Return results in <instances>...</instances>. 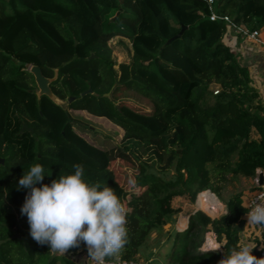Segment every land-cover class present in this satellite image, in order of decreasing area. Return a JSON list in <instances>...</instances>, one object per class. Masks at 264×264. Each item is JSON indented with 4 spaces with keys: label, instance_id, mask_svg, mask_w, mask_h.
Returning a JSON list of instances; mask_svg holds the SVG:
<instances>
[{
    "label": "trees",
    "instance_id": "16d2710c",
    "mask_svg": "<svg viewBox=\"0 0 264 264\" xmlns=\"http://www.w3.org/2000/svg\"><path fill=\"white\" fill-rule=\"evenodd\" d=\"M214 7L239 26L264 30V0H215ZM227 30L210 20L207 0H0V264H78L74 257L88 249L81 243L61 253L31 238L20 211L27 190L17 185L35 163L49 174L44 183L81 165L85 179L113 188L126 208L128 239L109 261L139 262L152 234L180 213L177 198L194 203L205 191L218 195L216 184L229 175H264V104L224 43ZM116 38L133 52L118 71ZM32 66L53 80L64 106L38 96ZM72 111L123 129L117 153L80 135ZM226 206L224 216L197 212L185 232L168 235L169 264H219L240 247L242 195ZM209 230L222 255L200 251Z\"/></svg>",
    "mask_w": 264,
    "mask_h": 264
},
{
    "label": "clouds",
    "instance_id": "9594fccd",
    "mask_svg": "<svg viewBox=\"0 0 264 264\" xmlns=\"http://www.w3.org/2000/svg\"><path fill=\"white\" fill-rule=\"evenodd\" d=\"M73 167L74 172L60 174L50 184L43 182L49 174L40 163L23 172L17 190H27L20 211L27 217L30 236L61 253L83 243L97 261L118 257L128 239L126 208L112 187L90 182L81 165ZM247 219L264 225V200L252 204ZM252 250L247 244L234 248L219 264H264Z\"/></svg>",
    "mask_w": 264,
    "mask_h": 264
},
{
    "label": "rangeland",
    "instance_id": "374dc122",
    "mask_svg": "<svg viewBox=\"0 0 264 264\" xmlns=\"http://www.w3.org/2000/svg\"><path fill=\"white\" fill-rule=\"evenodd\" d=\"M110 48L112 50V58L115 62L116 71L119 70L120 65L130 63L133 52L129 40L116 38L110 42ZM71 113L78 123L82 124L84 127H76L80 135L97 147L117 153V150L121 147L125 138V131L123 129L106 118L95 117L87 112L72 111ZM156 173L161 175L158 171ZM163 177L165 180H170L174 177V172L170 170L164 174ZM257 185L258 178L250 181V179L245 177L229 175L226 182L216 184L219 188V196L209 190L201 193L194 203L186 197L177 198L174 202V207L179 209L180 213L175 216L174 223L164 227L163 232H155L152 234L146 247L142 251L140 261L144 264H169L168 255L172 245V241H169V234L175 231L185 232L189 227L191 216L200 211L212 219H218L224 216L227 213L226 202L230 198L235 195H242L246 191L254 192ZM206 193L210 194L212 199L215 198L219 203L224 205V211L220 216L212 217L203 209L201 197Z\"/></svg>",
    "mask_w": 264,
    "mask_h": 264
},
{
    "label": "crops",
    "instance_id": "0c3cea01",
    "mask_svg": "<svg viewBox=\"0 0 264 264\" xmlns=\"http://www.w3.org/2000/svg\"><path fill=\"white\" fill-rule=\"evenodd\" d=\"M261 31L264 40V30ZM224 43L238 56L241 63L249 69L253 80V86L258 90L264 104V47L256 42L244 40L234 30L231 29L227 30V33L224 37ZM257 173V178L259 180V175L263 174V172L259 170ZM251 180L252 179H250V181ZM261 187L262 186H260L258 183L254 192L246 191L244 194H242L243 205L245 208L255 193L261 190ZM244 220L245 229L241 235L240 247L244 244L253 247L252 254L259 258L260 251L264 246V225H262V232L257 233L250 228L249 224L247 223L246 216ZM86 251H88V249ZM222 254L223 253H221V255ZM74 260L78 264H89L87 257L83 252L74 257Z\"/></svg>",
    "mask_w": 264,
    "mask_h": 264
},
{
    "label": "built area",
    "instance_id": "2783aa9c",
    "mask_svg": "<svg viewBox=\"0 0 264 264\" xmlns=\"http://www.w3.org/2000/svg\"><path fill=\"white\" fill-rule=\"evenodd\" d=\"M208 6L210 9V20L212 22L216 21H224L227 24L228 29L234 30L239 36H241L244 40L256 42L258 44H261L264 47V40H263V34L261 30H250L246 28L245 26H239L235 24L228 16H220L216 10H215V0H207ZM218 92H215L217 94ZM257 200H264V186L261 187V190H259L255 195L249 200L247 205V212L249 208L252 206L254 202ZM247 219V214H246ZM248 223V219H247ZM250 228L256 231L257 233L262 232V225H254L248 223ZM222 245V243L219 241L216 233L213 230H209L205 236V240L200 248L201 252H212L209 251L210 249H213L216 247V245ZM215 252L223 253L222 247L218 250H215ZM85 256L87 257V261L89 264H144L142 261L139 262H130L125 261L121 259L112 260L109 261L106 258L103 261H97L92 254L89 253V251L83 252ZM259 258H264V246L262 247Z\"/></svg>",
    "mask_w": 264,
    "mask_h": 264
},
{
    "label": "water",
    "instance_id": "95a60500",
    "mask_svg": "<svg viewBox=\"0 0 264 264\" xmlns=\"http://www.w3.org/2000/svg\"><path fill=\"white\" fill-rule=\"evenodd\" d=\"M30 72L35 78V82H36V85H37L38 90H39L38 96L39 97L47 96V97L51 98L58 105L64 106L65 103L62 102L61 100H59L58 98H56L52 93L51 83L53 82V80L46 78L43 75L41 68L38 66H32L30 68ZM90 93H92V90H88L87 92H85L83 94V96H85L86 94H90ZM106 96L109 97L110 94H107ZM73 100H74L73 98H70L69 102H72ZM25 130H28V127L26 125L23 126V131H25ZM29 130L31 132H33L32 129H29ZM3 163H4V160L0 159V165ZM258 183L260 186L264 185V175L263 174L259 175ZM244 229H245V223H242L239 227H237V230L240 233H242L244 231Z\"/></svg>",
    "mask_w": 264,
    "mask_h": 264
},
{
    "label": "bare ground",
    "instance_id": "6f19581e",
    "mask_svg": "<svg viewBox=\"0 0 264 264\" xmlns=\"http://www.w3.org/2000/svg\"><path fill=\"white\" fill-rule=\"evenodd\" d=\"M201 200L203 209L212 217L220 216L224 211V205L216 202L208 193L203 194Z\"/></svg>",
    "mask_w": 264,
    "mask_h": 264
}]
</instances>
